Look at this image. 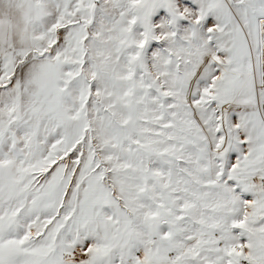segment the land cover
I'll use <instances>...</instances> for the list:
<instances>
[{"label":"snow or ice","instance_id":"obj_1","mask_svg":"<svg viewBox=\"0 0 264 264\" xmlns=\"http://www.w3.org/2000/svg\"><path fill=\"white\" fill-rule=\"evenodd\" d=\"M0 264H264V0H0Z\"/></svg>","mask_w":264,"mask_h":264}]
</instances>
